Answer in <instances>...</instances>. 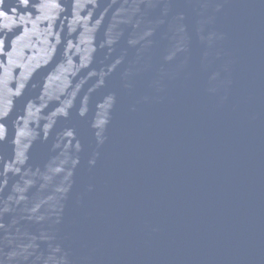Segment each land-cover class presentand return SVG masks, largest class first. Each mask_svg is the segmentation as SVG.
Wrapping results in <instances>:
<instances>
[{"label":"water","instance_id":"obj_1","mask_svg":"<svg viewBox=\"0 0 264 264\" xmlns=\"http://www.w3.org/2000/svg\"><path fill=\"white\" fill-rule=\"evenodd\" d=\"M0 264H264V0H0Z\"/></svg>","mask_w":264,"mask_h":264}]
</instances>
